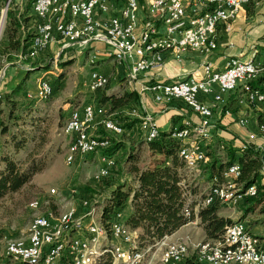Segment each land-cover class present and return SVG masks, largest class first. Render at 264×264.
Returning <instances> with one entry per match:
<instances>
[{"label": "built area", "instance_id": "built-area-1", "mask_svg": "<svg viewBox=\"0 0 264 264\" xmlns=\"http://www.w3.org/2000/svg\"><path fill=\"white\" fill-rule=\"evenodd\" d=\"M34 0L32 5V36L24 53V59H34L45 54L52 43L63 49H93L94 42H101L106 57H113L129 68L128 81L134 83L147 71L163 66L167 58L181 60L190 51L211 55L218 48L219 28L230 29L231 22L249 3L259 0ZM201 9V10H200ZM7 8L0 10V51L7 23ZM96 51V50H95ZM96 51L91 59L99 60ZM203 75L191 76L171 83H154L144 86L151 90L157 102L182 100L200 117L193 124L185 121L174 126L169 137L180 142L178 156L185 162L187 171L201 177L206 175L209 162L205 140L211 137L213 108L202 96L214 94V102H222L227 94L236 90L242 82L244 99L250 105L264 103V65L255 58L229 57L223 69H215L211 62L202 64ZM26 70L30 69L27 65ZM4 72L0 74V89ZM35 86L28 90L31 100H47L54 94L51 76L41 69L33 71ZM260 79L258 85L251 83ZM109 77L94 69L87 87L91 92L102 90ZM218 92H215V86ZM1 98V93H0ZM140 119V130L147 142L160 137L161 131L152 114L134 109L131 113ZM240 123L245 126L247 119ZM103 128L108 135L98 132ZM70 143L66 162L73 164L78 158L101 153L111 148L113 140L124 142L131 135L115 113L104 106L87 103L82 108L72 107L63 128ZM264 134V124L258 125ZM1 133V127H0ZM249 136V141L255 139ZM250 143H245V149ZM262 172H264V149ZM102 154V153H101ZM100 166L93 180L100 182L109 178L117 167L116 158L102 154ZM241 165H230L221 176L214 175L208 193L193 206L183 190L186 214L199 211L206 206L237 205L247 197L259 193L257 184L248 187L238 181ZM59 194L51 188L50 197ZM107 192L102 200L85 196L80 205H71L60 213L47 207L50 201L35 198L28 207L35 212L28 230L23 236L11 238L7 243L8 264H98L105 258L111 264H145L153 246L162 248L159 264H182L195 255L200 264H264V242L253 234L244 220L229 224L224 234L217 239L191 242L171 239L170 235L155 243L142 247L138 243V230L127 227V210L116 211L107 222L102 219ZM45 208V209H44ZM147 264H153L148 262Z\"/></svg>", "mask_w": 264, "mask_h": 264}, {"label": "rangeland", "instance_id": "rangeland-1", "mask_svg": "<svg viewBox=\"0 0 264 264\" xmlns=\"http://www.w3.org/2000/svg\"><path fill=\"white\" fill-rule=\"evenodd\" d=\"M33 1L34 0H0V10L7 8L8 5V23L6 25L0 51V74L4 72L3 83L0 89L2 96L0 99V124L1 130L3 131L4 127H7L8 132L4 134L1 131L0 157L2 154L10 152L9 154L12 157L22 159L26 157L28 152L36 150L38 153H47L46 157L48 163L44 171L39 172L34 176L31 184L26 185L19 192L8 195L0 200V264H5L4 259L7 256L6 250L9 239L23 236L28 230L35 212L27 207V205L33 199L43 198L46 201H50L49 205L45 208L49 207L58 214L65 208L71 206L76 198H79L80 200L82 197L90 196L91 198L102 200L104 198L103 196L109 191V184H111V182H127L126 188L129 187L132 190L138 186V181L135 175L130 172V166H132L133 163L126 160L127 152L130 150L128 147L130 145H125V142H122V147L124 148L115 155L117 167L112 168L109 178L103 179L100 182L94 181L93 175L100 166L99 159L102 152L78 158L73 164L66 162L65 156L70 143V138L65 135L63 131L68 119V117L66 118L65 116L68 115L71 108L77 104L78 99L82 95H85L87 90L90 91L87 87V82L85 84L84 81L89 78L90 73L92 72L91 68L95 67L97 70L105 71L106 69H109V67L117 64V61L113 57H110L102 64H98L97 62L92 64L91 59L93 54L96 51L100 52V50L96 49L95 51L94 49L87 50L84 48L76 51L75 54H73L75 56H71L72 59L65 61L67 63L72 62L65 66L61 63V58L55 57L54 53L51 52L41 54L34 59H24V53L20 50L21 48L8 49L9 38L7 29L12 14L17 16L20 13L23 14V27L18 30V37L16 38V40H20L23 34L28 32V22H30L32 12L31 9L29 12L25 11L29 6L30 8L32 7ZM98 43L100 47L105 48L103 43ZM30 63L34 64V71L39 69L42 71L47 69L52 71L49 76H51L52 81L57 88L54 94L47 100L36 101L29 99L27 96L28 90L35 86V80L33 74L25 75L22 69L27 67ZM64 66V70L59 72ZM111 72L112 71H109V73L107 72V74H105L109 77V80L111 79L109 86L114 87L117 84H115V82L112 83L113 79L110 77ZM22 75L27 77L24 78L22 82L23 86L13 95V98L17 102H27L29 105L26 108L18 106L12 107L7 103L5 95L7 94V91H10L13 88V79H15V76L21 78ZM58 78L61 80L58 81ZM109 86L103 88L99 92H114L115 90H111V87ZM99 92L98 94H100ZM68 103H71L74 106L69 107ZM12 111L14 117L10 118ZM117 115L130 118L125 112H119ZM101 130L102 128L100 127L98 132ZM13 133L16 134V140L26 141V149L17 150L15 148L11 137V134ZM100 134H103V132ZM144 143L145 142H142V145ZM130 144L131 146H134V143L131 142ZM139 148L140 160L143 156L145 159L144 161H148L149 163L151 160L149 158L150 155H147L146 152H141L142 149L141 147ZM209 148L206 146L208 152L212 151L213 148L210 146ZM217 149H219V155L223 156L224 150L219 147ZM156 158H165V155L160 154L157 155ZM166 161L169 163L170 158H167ZM121 166H124V169H122ZM179 173L181 177L180 185L190 197L191 205L194 208L198 203V200H202L208 193L213 178H206L205 175L202 180H200V176L187 171L185 166L180 169ZM51 188H55L59 191V194H56L55 197H50L49 194ZM66 190H75L78 194L77 197L73 198L69 193H65ZM225 208L224 211L233 216H236L239 211H241V214L243 215L245 204L239 203L234 207L227 206ZM260 210L261 209L255 210L250 214L249 218L251 220L260 218ZM193 230L196 232L192 241L190 240L191 242L197 243L207 239L202 227L200 229L194 227ZM161 253L162 248L154 245L148 254L149 256L145 264L148 262L159 264ZM107 262L111 264V259L109 257L105 258L98 264H107ZM8 263L9 259L7 257V264Z\"/></svg>", "mask_w": 264, "mask_h": 264}, {"label": "trees", "instance_id": "trees-1", "mask_svg": "<svg viewBox=\"0 0 264 264\" xmlns=\"http://www.w3.org/2000/svg\"><path fill=\"white\" fill-rule=\"evenodd\" d=\"M32 7L27 8L25 12H29ZM23 14L13 15L10 18L7 33L9 38L8 49H20L26 53L29 41L32 36V31L16 40L18 37V30L23 27ZM31 15L30 20H32ZM8 20V12H7ZM8 23V21H7ZM6 23V25H7ZM6 29V28H5ZM72 63V62H71ZM63 62L65 66L71 64ZM64 66V67H65ZM28 71L32 73L35 66L33 63L28 64ZM61 79L58 78V81ZM260 79L252 82V85H258ZM54 84V83H53ZM23 84L13 87L7 91L5 95L6 101L12 107L18 106L21 108L28 107L27 102H17L14 100V94L20 90ZM109 86V83L106 87ZM60 87V86H58ZM110 87V86H109ZM57 86L54 84V92ZM103 91L99 96L101 104H109L108 112L115 113L121 109H132L137 105V94L134 91H126L123 94H112ZM2 98V96H1ZM0 98V99H1ZM14 109V108H13ZM14 117L13 111L10 118ZM66 118L68 115L65 116ZM117 117L124 122V126L128 130H132L136 121L121 115ZM1 127V124H0ZM2 131V130H1ZM4 134L8 132V128L4 127ZM102 135L108 133L102 128L99 132ZM1 135V133H0ZM14 146L17 150L26 149V141L16 140V134H11ZM142 143L137 146H132L127 152L126 160L133 163L130 166V172L135 175L138 186L132 190L127 187V182H111L109 184V194L105 200L103 210V221L107 222L113 214L121 209L127 210L131 205L132 209L126 214L125 223L127 227L132 230H138V243L144 247L153 244L167 235H172L177 232L184 225L195 221L198 217L200 219V226L203 228L207 239L220 238L226 227L234 223V220L220 215L221 205L218 203L211 204L204 207L195 214H186L185 198L183 197L182 186L180 185V169L185 166V162L180 158L178 149L180 142L169 137V133H162L160 137L149 143L152 152V158L144 167H140L138 162L140 160V148ZM8 146V145H7ZM122 142L113 140L111 148L103 150L102 154L114 156L123 149ZM224 150V155H219L218 147ZM217 147V148H216ZM212 151H207L209 162L205 166V174L213 178L214 175L221 176L223 172L232 164L239 163L241 165V175L238 181L244 187L251 184H257L259 193L255 197H247L244 202L249 204L246 211H249L257 205L264 204V188L261 184L263 178L262 172V152L256 147L255 144L250 143L245 149H237L230 144L222 143L221 141L216 144ZM138 150V151H137ZM10 152L2 154L0 157V200L8 195L15 194L22 190L28 184H31L33 178L39 172H42L47 167V153H38L36 150L28 152L25 158L17 159L12 157ZM165 155V158H156L157 155ZM170 158L169 163L166 159ZM117 162V160H116ZM264 210V206H263ZM102 262V261H101ZM107 264H110L107 262ZM182 264H200L195 255L189 256Z\"/></svg>", "mask_w": 264, "mask_h": 264}, {"label": "crops", "instance_id": "crops-1", "mask_svg": "<svg viewBox=\"0 0 264 264\" xmlns=\"http://www.w3.org/2000/svg\"><path fill=\"white\" fill-rule=\"evenodd\" d=\"M114 1L117 7L121 6L120 1ZM28 23L29 32L33 21L30 20ZM97 43L94 42L92 47L94 50H100V52L98 51L100 57L97 63L102 64L108 60L109 57H106L103 54L106 48L100 47L99 43ZM76 51H78V49L71 47L63 49L61 44L55 42L50 45L46 54L48 52L54 53L55 57L61 58V63H63L68 59H72L71 56H75L73 54H75ZM229 57H238L241 59L255 58L259 64L264 65V0L253 1L247 4L239 12L238 16L231 22L229 30H226L224 26L219 28L218 48L211 55H206L199 51H190L187 52L181 60L169 57L163 66L147 71L146 73L139 76L132 84L128 81L129 68L125 63L120 64L117 62V64L111 67L108 66L109 69H106L102 72L107 74V72L109 73V71H112L110 75V77L113 79L112 83L115 82V84H117L114 87L110 86L111 90H115L112 92V94H123L126 91H134L137 94V105H134V108L132 109H121L115 112L116 116L119 112H125L126 114H129L134 109H137L143 114H152L155 117L160 131L162 133H169L174 126H180L187 120L191 121L193 124L199 123L200 117L193 113L180 99L157 102L154 98V93L151 90H145L144 86L154 83H171L180 79L189 78L191 76L201 77L203 75L202 64L204 62H211L215 69L220 70L224 68L226 60ZM64 68L65 67L61 68L59 72H62ZM94 69L95 67L91 68L92 71ZM22 71H24V74L26 75L27 70L23 68ZM43 72L48 74L52 73V71L49 69ZM29 74L32 75L33 72ZM23 80V75L21 78L15 76V79H13V87L23 84ZM87 80L84 81L85 84ZM110 81L111 79L109 82ZM244 86L245 84L241 82L238 85L240 88L237 87L238 89L236 88L235 91L225 96L224 101L218 103L214 102V94L202 96L203 101L213 108V117L211 119L212 135L209 139L205 140V145L208 146V148L209 146L215 148L218 141H221V144L227 143L237 149H240L245 143H253L259 150L264 149V134L262 135L258 132V125L261 123L264 124V103L255 106L246 103L244 99ZM98 92L99 91L91 92L87 90V93L78 99L75 106L71 103H68V105L69 107L74 106L82 108L87 103H94L108 108V103L103 105L99 101V96L103 92H99L100 94H98ZM215 92H218L217 85L215 86ZM107 93L109 94V92ZM131 115L132 116H128L131 119H134L136 123L132 127L131 135L128 136L126 140H124L126 143L125 145H130L128 149H131V142L134 143V146L145 142L141 146V152H146L147 155H150L149 158L151 159L152 152L149 147V142L144 139V134L139 128L140 119L138 118L137 114L132 113ZM243 119L248 120V124L245 126L240 123V121ZM251 134L256 135L253 141H249V136ZM144 160L145 159L142 156L141 160L138 162L140 167H144L148 163V161ZM123 167L124 166H121L122 169H124ZM128 174L130 175L129 172ZM207 177L208 176L206 175V178ZM261 184L264 188V172ZM65 193H69V195L73 198L77 197L78 195L75 190H66ZM72 204L78 207L80 205L79 198H76ZM240 204H245L243 215L241 214V211H239L236 216L226 213V211H224L226 209L225 207L236 206L228 204L221 205L220 215L229 217L233 219L234 222L237 220H244L247 223L249 230L253 234L259 236L264 242V228H262L264 227V204L257 205L249 211H246L249 204H246L244 201L240 202ZM131 209L132 207L130 205L127 208V212L129 213ZM258 209H261L259 211L260 218L251 220L249 218L250 214ZM194 227L197 229L201 228L200 219L198 217L195 219V221L184 225L177 232L170 235V238L192 241L196 232L193 230ZM4 262L7 264V256L5 257Z\"/></svg>", "mask_w": 264, "mask_h": 264}, {"label": "water", "instance_id": "water-1", "mask_svg": "<svg viewBox=\"0 0 264 264\" xmlns=\"http://www.w3.org/2000/svg\"><path fill=\"white\" fill-rule=\"evenodd\" d=\"M26 74L28 75L29 74V71L27 70L26 71ZM27 76H25L24 78H26ZM102 216H103V213H102ZM237 221H239V220H237Z\"/></svg>", "mask_w": 264, "mask_h": 264}]
</instances>
